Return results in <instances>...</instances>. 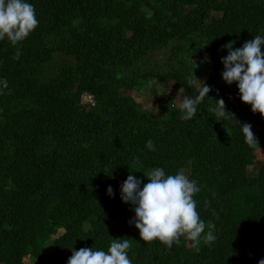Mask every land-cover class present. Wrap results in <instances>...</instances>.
Instances as JSON below:
<instances>
[{
	"label": "trees",
	"instance_id": "16d2710c",
	"mask_svg": "<svg viewBox=\"0 0 264 264\" xmlns=\"http://www.w3.org/2000/svg\"><path fill=\"white\" fill-rule=\"evenodd\" d=\"M129 1L122 8L116 0H30L38 27L16 46L0 41V79L8 85L0 89V264H23L27 255L37 264H66L71 249L107 250L122 237L129 239L132 264L264 259V163L257 176L247 174L264 149V117L240 101L235 84L233 94L217 89L227 54L222 45L234 41L236 48L264 35V0ZM50 37L58 40L54 47ZM196 40L205 43L210 62L209 98L190 120L173 111L159 137V122L121 94L132 86L124 71L172 42L194 49ZM56 53L75 63L43 79ZM174 78L185 95H197L191 81ZM84 93L95 100L90 111L82 106ZM220 98L229 113L222 118L212 111ZM243 123L251 125L257 146L245 143ZM149 139L155 151L146 147ZM153 167L169 174L191 169L201 189L197 211L205 232L213 226L214 242L201 239L192 247L181 239L169 249L140 240L120 185ZM59 229L64 233L45 258L41 246Z\"/></svg>",
	"mask_w": 264,
	"mask_h": 264
},
{
	"label": "clouds",
	"instance_id": "9594fccd",
	"mask_svg": "<svg viewBox=\"0 0 264 264\" xmlns=\"http://www.w3.org/2000/svg\"><path fill=\"white\" fill-rule=\"evenodd\" d=\"M38 25L35 5L30 0H0V41L7 40L16 46L26 40ZM234 43L229 41L222 45L227 54L220 61L223 65L221 79L228 86L235 84L240 101L249 105L251 112L264 117V51L261 50L264 35H256L240 47L234 48ZM20 54L17 49L13 59L18 60ZM196 81L200 85L197 95H184L180 99L178 111L181 120L194 118L198 105L205 97L209 98L211 87L203 81ZM7 86V81L0 79V89ZM215 101L216 107L212 111L218 118L229 114L223 98ZM238 125L245 143L250 147L257 146L251 125ZM146 147L155 151L150 139ZM143 176L147 183L142 184L140 178L129 174L120 185V200L130 205L134 215L129 223L138 230L140 240L149 243L159 241L170 249L182 238L190 241L192 247H197L201 239L207 243L217 239L212 225H207L208 231L205 232L206 225L200 218L194 198L201 189L185 170L169 174L164 167H153ZM106 194L114 195L111 186L106 189ZM130 248L129 239L122 237L112 239L107 250L93 247L71 249L66 264H132ZM258 264H264V259Z\"/></svg>",
	"mask_w": 264,
	"mask_h": 264
},
{
	"label": "rangeland",
	"instance_id": "374dc122",
	"mask_svg": "<svg viewBox=\"0 0 264 264\" xmlns=\"http://www.w3.org/2000/svg\"><path fill=\"white\" fill-rule=\"evenodd\" d=\"M116 1L119 2L116 5L122 6V8L123 5L130 3L129 0ZM211 16L217 17L219 15L217 12H213ZM57 42L56 38H49L51 47H54ZM204 45L203 40H196V48L192 49L185 42H172L158 52L145 55L133 68L124 71L126 80L132 86L122 89L121 94L141 104L151 118L159 122L160 128L157 136L160 137L162 133L167 131L169 128L168 119L171 113L179 108L180 99L185 95L183 89L176 85L174 76L187 79L198 88L200 85L196 79L206 82L209 76L210 62L204 53ZM74 63L75 60L71 56L56 53L51 62L45 65L42 78H51L57 74L59 66L64 64L73 65ZM217 89L219 93L224 95L233 94L234 92L232 85H226L222 79L218 82ZM159 100H170L172 107L168 108L165 103H161ZM82 106L89 111L95 108L94 98L84 93L82 95ZM1 113L2 108L0 105ZM255 157L254 165L247 169V174L250 177L257 176L260 166L264 163V149L258 150ZM183 170H185L190 179L195 180L190 168ZM147 171L148 169L144 171L145 175ZM141 180L142 184L147 183V179L144 176ZM129 213L130 217L134 215L131 208ZM63 233L64 230H57L42 244L41 250L45 258H49L53 253L55 242ZM23 264H37V261L32 256L27 255L23 258Z\"/></svg>",
	"mask_w": 264,
	"mask_h": 264
}]
</instances>
